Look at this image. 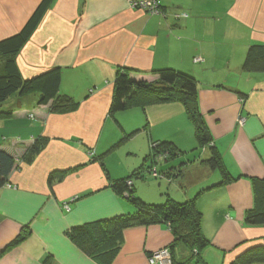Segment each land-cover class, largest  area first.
I'll return each instance as SVG.
<instances>
[{
  "label": "crops",
  "instance_id": "crops-1",
  "mask_svg": "<svg viewBox=\"0 0 264 264\" xmlns=\"http://www.w3.org/2000/svg\"><path fill=\"white\" fill-rule=\"evenodd\" d=\"M41 1L0 0V41L21 31ZM136 1L55 0L16 57L25 80L60 69V94L79 106L52 113L37 105L36 94L14 96L3 106L12 115L0 121V150L15 158L16 168L0 189V264H101L78 248L71 230L134 211L110 183L139 169L152 142L170 141L183 152L195 148L193 125L179 103L109 117L118 68L151 80L152 72L165 68L192 76L199 111L235 181L218 186L219 174L204 163L207 150L182 157L185 164L160 166L173 169L162 173L159 184L132 179L135 195L147 204H160L166 195L179 203L194 201L209 245L197 260L174 243L167 225L136 226L122 233L110 264H148L152 253L172 245L176 264H231L264 242V226L244 222L254 207L253 181L264 179V74L242 71L248 47L264 45V0H163L158 15L132 9ZM196 58L202 62L194 63ZM139 129L131 139L142 136V145L147 143L136 159L140 163L108 170L110 148ZM36 142L43 149L24 163ZM90 150L96 158L106 153L104 168L90 161ZM57 172L61 179L49 183ZM22 233L26 237L16 243Z\"/></svg>",
  "mask_w": 264,
  "mask_h": 264
},
{
  "label": "trees",
  "instance_id": "trees-1",
  "mask_svg": "<svg viewBox=\"0 0 264 264\" xmlns=\"http://www.w3.org/2000/svg\"><path fill=\"white\" fill-rule=\"evenodd\" d=\"M54 1L42 0L21 31L0 41V59L2 60L0 121L11 118V111H4L2 108L14 96L21 99L31 93L36 94L38 96L37 105L48 106L49 110L56 114L74 112L79 106L71 97L60 94V69L54 68L35 78L25 80L21 76L16 63V57L28 43ZM242 71L246 74H264V45L252 44L248 47L242 63ZM133 73V71L125 68L117 69L113 81V95L109 114L114 116L137 107L144 111L149 105L181 104L193 125L196 141L194 149L209 152V156L204 163L210 170L219 174L221 180L218 186L234 182L235 179L231 177L226 169L221 155L214 146L213 137L199 111L196 80L186 73L170 68L152 72L151 75L155 78L153 81L136 77ZM141 131L140 129L136 130L126 138L131 139ZM122 141L117 142L109 151L114 150L119 144L123 143ZM153 143L155 142L151 143L150 151L152 155L158 154L161 157L159 158L160 163L158 170H154L156 175L149 170L152 163H154L153 160L148 162L149 166L146 165V170L155 180L158 181L162 173H169L173 169V167H168L166 170H161L160 166L171 164L175 160L181 164L186 163L185 160L182 162L183 151L172 142H156V147L152 145ZM42 149L41 142L34 143L27 152L23 160L24 163H31ZM105 155L106 153L96 158L93 154L89 158L91 162H98L104 168L102 161ZM15 168V158L0 150V189L7 184L9 176ZM142 172L134 171L131 176L110 183L111 190L118 196L123 197L134 209L132 213L75 227L70 232L72 241L88 257L97 260L101 264H110L118 251L122 233L125 230L136 226L164 224L171 231L174 243L184 245L197 259L200 252L208 247L209 241L202 234V214L197 209L195 202L179 203L166 195L164 201L160 204L145 203L135 195L133 183L130 186L127 185L128 180H132L135 175L141 177ZM61 174L60 172L51 174L49 183L60 180ZM253 194L254 207L245 213L244 222L247 226L263 227L264 179L253 181ZM25 235L27 234L22 233L16 243L24 240ZM173 248L174 245L169 247L168 250L172 255V264H176L172 254ZM196 264H200V262L198 261ZM231 264H264V242L250 247Z\"/></svg>",
  "mask_w": 264,
  "mask_h": 264
},
{
  "label": "rangeland",
  "instance_id": "rangeland-1",
  "mask_svg": "<svg viewBox=\"0 0 264 264\" xmlns=\"http://www.w3.org/2000/svg\"><path fill=\"white\" fill-rule=\"evenodd\" d=\"M160 1H163V0H140V1H136V2L138 3V5H141L140 4L141 2H143V3L144 2H153L152 6H147V5H145V6H146L147 9H152L151 11H154V9L160 8V7L157 6ZM139 10H142V8H139ZM158 10H159L158 14L159 13L161 14L160 9H158ZM158 14H156V15H158ZM142 78H144V77H142ZM154 79L151 80L150 78H146V80H148V81H153ZM32 95L33 94L31 93L29 97H31ZM29 100H31V99L29 98ZM110 116L111 115L109 114V117ZM118 130L120 131L119 127H118ZM141 138H143V137L141 136ZM141 138L137 136L135 139L129 140L128 138H126V136H124L123 141H122L123 143L119 144L114 149L113 153H111L106 158L107 162H105V164H106V166H108V170H109L110 166L112 167V168L111 167L110 168L114 171V170H116V169H118L120 167L122 168L123 167L122 165H124V164L128 165V169H130V167L133 168L132 165H133V163H136V159L138 158L139 153L142 151V149L147 147V143H145V145H142V142H145V140L143 141V140H141ZM192 139L194 140L192 142L193 143L192 147H196L195 137H193ZM130 142H134V144H131ZM155 143L152 144L154 147L157 146ZM187 145H189V144H187ZM92 154H93V152L90 150L89 153H88V157H90V155H92ZM200 154H202V150H200V149L199 150L198 149L195 150L194 148H191V146H188L187 150H185V152H183L182 157L183 158H186V157L190 158L192 156L197 157ZM159 158H161V157L158 154L157 155H152V153L150 151V153L143 159V164L140 166L139 169L136 170V171H143L142 174H141L140 179H139L138 175H135L132 179H134V181H136V180L144 181V180L148 179L149 181L152 180L153 182H155V184H159L161 182V180L163 179V175L157 181L154 178H152V175L146 170V165L149 164L148 162H150L152 160L154 161L155 164L152 163V165L150 166L149 170H151L152 172H154V170H158V166H159V163H160L159 162V160H160ZM122 161H125V162H122ZM137 163H140V162H137ZM137 163L135 165H137ZM130 173H132V172H130ZM177 176L178 175L176 174V177ZM127 183H132V180H130V181L128 180ZM152 205H156V204H152Z\"/></svg>",
  "mask_w": 264,
  "mask_h": 264
},
{
  "label": "built area",
  "instance_id": "built-area-1",
  "mask_svg": "<svg viewBox=\"0 0 264 264\" xmlns=\"http://www.w3.org/2000/svg\"><path fill=\"white\" fill-rule=\"evenodd\" d=\"M141 5H138L137 2H132L131 3V8L132 9H139L142 8V10L147 11L150 15H156L159 12V8L154 9V11H151L152 9H147L145 5L147 6H152L153 2H141ZM159 7V4L157 5ZM156 10V11H155ZM202 60L200 58H196L194 59V63H201ZM244 119L243 118H239L237 120V124L239 126H243L244 125ZM93 155V154H92ZM92 155H90V157H92ZM154 175H156V172L154 171ZM127 185H131V183H127ZM75 200L72 199L70 202H67L66 204H64V209L66 211H69V203L74 202ZM148 264H172V255L171 252L168 250V248L165 249H161L159 251H156L154 253H152L149 257H148Z\"/></svg>",
  "mask_w": 264,
  "mask_h": 264
}]
</instances>
